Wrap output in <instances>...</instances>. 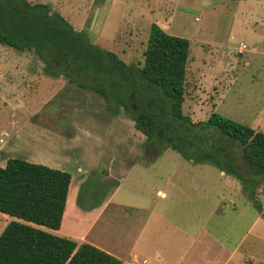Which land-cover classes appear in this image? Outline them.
Here are the masks:
<instances>
[{"label": "rangeland", "instance_id": "rangeland-1", "mask_svg": "<svg viewBox=\"0 0 264 264\" xmlns=\"http://www.w3.org/2000/svg\"><path fill=\"white\" fill-rule=\"evenodd\" d=\"M27 1L48 5L91 44L128 65L143 62L153 23L187 39L183 114L198 122L214 112L264 131V0ZM240 44L243 54L235 53ZM43 75L31 53L0 45V166L16 158L68 173L71 200L80 208L99 206L116 190L115 202L90 234L101 248H132L152 260L163 254L167 264L187 249L191 261L204 248V264H264V212L259 215L235 178L168 148L156 155L152 143L135 134L124 109L112 114L88 88ZM263 187L256 196L261 210ZM158 189L165 198L156 195ZM143 205L153 211L138 244L147 212L137 208ZM71 209L69 204L66 230L74 221ZM11 221L18 220L0 213V234ZM79 222L75 234L86 230Z\"/></svg>", "mask_w": 264, "mask_h": 264}, {"label": "trees", "instance_id": "trees-1", "mask_svg": "<svg viewBox=\"0 0 264 264\" xmlns=\"http://www.w3.org/2000/svg\"><path fill=\"white\" fill-rule=\"evenodd\" d=\"M0 45L31 53L47 77H63L102 96L110 113L124 109L156 155L160 147L168 148L234 177L260 211L256 196L264 183V133L214 112L198 122L183 114L187 39L153 23L143 62L128 65L91 44L48 5L0 0ZM70 180L66 172L21 159L0 166V213L18 220L0 234V264H121L95 246L37 228L59 229Z\"/></svg>", "mask_w": 264, "mask_h": 264}, {"label": "crops", "instance_id": "crops-1", "mask_svg": "<svg viewBox=\"0 0 264 264\" xmlns=\"http://www.w3.org/2000/svg\"><path fill=\"white\" fill-rule=\"evenodd\" d=\"M235 53H238L237 50L235 51ZM188 65H189V62L187 64V69H188ZM186 75H187V72H186ZM54 81L57 82L56 80H54ZM58 87H57L56 91H53V93L57 94V91L61 89V88L58 89ZM69 88H71V87H69ZM132 128H133L136 135L140 134L134 129L133 124H132ZM41 130L46 131L45 129H41ZM76 131L78 132L77 128H76ZM256 131H260V132L264 133V131H261V130H256ZM79 134H80V132H79ZM81 134H83V136H85V138H87L86 130H83L81 132ZM75 136L72 137V139H70L71 142L78 137L77 134ZM113 159H114L113 157L109 158L110 164H113V161H114ZM143 166H145V164H143ZM116 169H118V168L116 167ZM78 170L81 171L80 168H78ZM110 172H111L110 169L106 171L107 177L110 176ZM222 174H224V173L221 172V175ZM224 175H226V174H224ZM229 177H232V176H229ZM163 184H164V187H168L169 185H171V182L168 181V179H166V180H164ZM153 185H155V184H153ZM263 189H264V187H263ZM115 194H116V190L110 195V197L106 201L102 202V204H100L99 206H90V207H86V208H80L79 206H77L73 203V201L71 200V195H70L69 190H68L66 206H65V210H64V213L62 216L60 227L56 231H51V234L63 236L64 238L76 241L77 244L88 243V244L95 246V247L99 248L100 250H103V251L107 252L108 254L114 256L115 258H117L118 260L121 261V264H167L164 260L163 254H155V256H154L155 259H153L154 260V262H153L152 257H148V256L144 255V252H142V251L136 253L137 250H132V248L131 249L128 248L127 250H126V248L123 250L120 249L119 251L109 250V249L101 248L98 244H96L95 242L92 241V238H90V234L94 230V228L97 226L99 221L102 219L103 215L106 213V211L110 207V205L113 202H115V200H114ZM156 195H159L161 198H165V196H166L165 193L162 192V190H160V189H158L156 191ZM69 204L72 207L71 212L73 213L72 217H73L74 221H73V224L70 226V229L66 230V227H67L66 226V224H67L66 220L68 218L67 210H68ZM262 208H263L262 210L260 209L259 215L263 214V212H264V207H262ZM137 210H139L140 212H147L146 213V219H144L143 221H140L139 226H138L136 241L138 244H140L143 231L147 225V222H149V218L151 217V214H152L151 212L153 210L149 206H144V205L139 206L137 208ZM142 215H145V213H143ZM83 220H85V222ZM79 221L86 223L87 227H86V230L84 233L75 234L72 232V227H74L73 226L74 223L75 224H81ZM192 240L196 241V240H198V237H196V235H193ZM137 248L139 250V247H137ZM187 250H185L181 254H178L176 256V259L173 260L170 264H204V260H205L204 259L205 258L204 248H201L200 252H198L195 255V257H193L191 259V261H189V259L187 260V257L189 256V253ZM210 264H227V263L226 262L217 263V261H215V262H211Z\"/></svg>", "mask_w": 264, "mask_h": 264}, {"label": "built area", "instance_id": "built-area-1", "mask_svg": "<svg viewBox=\"0 0 264 264\" xmlns=\"http://www.w3.org/2000/svg\"><path fill=\"white\" fill-rule=\"evenodd\" d=\"M245 50H246V47L243 44H240L237 49V52L238 54H242L243 52H245Z\"/></svg>", "mask_w": 264, "mask_h": 264}]
</instances>
